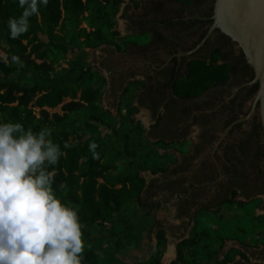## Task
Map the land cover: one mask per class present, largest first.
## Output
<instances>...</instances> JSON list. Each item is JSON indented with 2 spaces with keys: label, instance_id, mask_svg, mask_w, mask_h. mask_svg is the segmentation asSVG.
<instances>
[{
  "label": "rangeland",
  "instance_id": "rangeland-1",
  "mask_svg": "<svg viewBox=\"0 0 264 264\" xmlns=\"http://www.w3.org/2000/svg\"><path fill=\"white\" fill-rule=\"evenodd\" d=\"M98 1L104 6L102 19L94 16L87 0H83L85 9L78 12H68L61 0L60 20L48 27L39 17L41 29H37L36 37L30 35L17 44L9 41L4 27L0 28V58L14 68L9 74L0 68V105L31 110L39 129L47 126L52 135L70 147H88L90 142H95L100 163L107 168L99 183L121 188L134 174L146 184L153 180L172 182L178 180V161L182 157L191 161L188 177L196 183L210 182L212 179L201 177L204 169L196 166L201 154L193 146L202 135L201 130L214 128L215 135L221 133L228 117L227 106L220 109L219 102L206 106L208 118H199L202 127L189 125V140L167 142L168 135L163 140H155L152 128L161 124L163 109L156 119L137 101V96L143 92L142 80L138 73L133 80L131 71H126L128 61L138 54L144 55L143 48H131L130 44L148 40L145 30L153 21L154 0ZM97 34L104 37L106 43L90 45ZM116 70L124 71L119 74ZM237 77L239 75L226 82L229 89L226 98L231 96L232 83ZM55 81L63 83L62 90L66 94L62 102L55 107L37 105L38 99L56 86ZM85 91L97 92L96 116L100 121L90 120V107L82 97ZM215 91L207 90L195 103L202 105ZM6 97L12 101L7 102ZM69 103L82 107L64 110ZM251 103V98L238 101L236 111L248 110ZM170 120V125L176 126L178 121ZM8 121L13 122L6 113L0 112V122ZM164 124L167 126V120ZM251 135L248 124L231 136L233 181L225 174L221 183L204 184L196 192V205L188 209L190 216L187 212L183 218H178V192L160 193L156 197L159 206L148 213L134 203L125 206L116 216L119 225L128 227L118 247L136 250L142 237L148 235L158 248L157 235L163 233L166 244L162 256L158 259L155 255L145 260L146 264H234L243 257L264 264V171L258 169L262 161L244 145ZM208 197L211 200L206 203ZM200 200L205 201L203 206ZM148 220L153 223L150 228L149 223H145ZM108 230L110 227L88 230L82 226L84 251L103 255L106 241L111 237ZM168 254L173 257L168 259ZM260 256L263 258L259 259ZM82 257V264H90Z\"/></svg>",
  "mask_w": 264,
  "mask_h": 264
},
{
  "label": "flooded vegetation",
  "instance_id": "flooded-vegetation-1",
  "mask_svg": "<svg viewBox=\"0 0 264 264\" xmlns=\"http://www.w3.org/2000/svg\"><path fill=\"white\" fill-rule=\"evenodd\" d=\"M214 3L215 0H154L153 21L148 23L149 29L145 30L148 40L142 44L135 41L130 44L131 48L140 47L144 50V55L138 54L133 57L128 61L129 64L126 68V71H131L133 80L137 77L136 73L142 80L143 92L142 94L139 93L137 101L156 119L159 117L160 110L163 109L161 124L152 128V133H155L152 135L156 136L155 140H163L166 135L170 137L167 142L178 143L182 140H189V125L194 123L202 127L198 122L199 118H208L206 106H212L216 102H219L220 109L227 106L225 113L228 117L221 128V133L215 135L214 128L201 130L202 135L198 136V142L193 146L201 154L196 165L204 169L202 171L204 175L201 177L212 180L210 182L201 180L196 183L190 176H187V169L191 167V161L187 157H182L178 161V180L172 181L178 183L177 195L180 197L178 215L181 208L186 207L188 210L191 205H196V192L204 184L221 183L225 174L231 177L230 182L233 181L231 175L235 172L230 174V171L233 170L231 167L234 165L230 156L233 147L229 141L239 127L249 124L250 132L263 134L257 108L250 120L234 125L228 134L222 138L232 123L250 112L256 95L253 94V89L257 84L240 88L243 83L248 82L251 74L254 79V71L235 41L219 29L214 30L207 37L213 24ZM216 51H220L222 54L219 63L227 62L231 65L232 71L229 80L231 81L239 75L232 83L234 90L231 91V96L225 97L229 93L227 83H225L211 87L210 89H216V91L209 94V100L203 101L202 105L195 103V100L202 94L195 98H179L174 93V87L178 85V82L186 79L189 63L193 60L212 62ZM233 57L235 59L232 61ZM123 71L116 70V73L123 74ZM229 98H233V102L229 101ZM246 98H251L252 103L248 110L239 113L236 111L237 102ZM179 101H185L187 104L182 103L180 106ZM191 101L194 103H188ZM201 107L204 108L201 109ZM170 113L173 116L169 117ZM170 119L178 121L176 126H173V123L170 125L169 122L172 121ZM165 120H167V126L164 124ZM218 141L220 143L216 146ZM236 159H238L237 156ZM258 169L264 171L261 168ZM209 200H211L210 197L206 203ZM199 202L202 206L205 204L204 200ZM185 214L183 212V215ZM189 214H191L190 211L187 216H190Z\"/></svg>",
  "mask_w": 264,
  "mask_h": 264
},
{
  "label": "trees",
  "instance_id": "trees-1",
  "mask_svg": "<svg viewBox=\"0 0 264 264\" xmlns=\"http://www.w3.org/2000/svg\"><path fill=\"white\" fill-rule=\"evenodd\" d=\"M186 1V0H184ZM66 10L68 12H78L85 9L83 0H64ZM88 7L92 9L97 19L105 16L98 0H87ZM61 0H48L46 6H40L37 14L29 17L28 31L21 36L11 39L8 35L7 20L9 17H17L22 9L18 7L17 0H0V28L4 27L7 37L11 43L17 44L21 39H28L30 35H37V29H41L39 25V17L45 25L57 23L61 17ZM96 35V34H95ZM106 43V39L101 35L95 37L94 42L90 45L98 46ZM222 54L220 51L215 52L213 61L208 63L202 60H193L188 65L186 79L178 82L174 87V93L179 98L188 99L195 98L203 94L211 87L225 84L231 76V65L227 62L219 63ZM0 68L7 74L14 71V68L5 64L0 58ZM253 80V75L248 81ZM56 86L50 93L42 95L37 105L55 107L62 102L63 96L66 94L62 90L63 83L55 81ZM258 85L254 87L253 94H256ZM97 92L85 91L82 95L83 101L88 103L90 107V120L100 121L96 116L98 111L95 105ZM7 98V97H6ZM8 99V98H7ZM8 99L7 102H11ZM82 107L78 103H69L64 106V110H73V108ZM0 112L6 113L13 122H20L25 128H31L33 131L39 130L35 124V117L31 110L19 109L17 107H4L0 105ZM54 142L61 146L63 155L60 157L57 165L54 166L55 173L53 179V190L56 196L63 203L78 209V216L82 226L88 230L98 226L106 227L110 224V238L119 239L127 233V225L118 224L116 221L117 214L129 204H136L144 213L156 209L158 201L156 197L160 193H169L173 195L178 192V183H166L159 180H153L146 184L145 180L138 174H134L128 179L126 184L121 188L110 186L107 182L99 183L98 179L103 177L106 167L101 165L100 158L94 159L91 152L85 145H74L67 149L63 148V142L54 134L51 136ZM256 159L262 161L258 168L264 170V136L260 133H252L244 144ZM82 160V162H81ZM173 197V196H171ZM186 207L181 208L178 218H183L187 214ZM183 212L186 213L183 215ZM158 252L156 257L159 259L166 244V238L163 233L157 235ZM185 243L180 244L179 252ZM82 255L89 260L90 264H129L122 261L114 250L106 251L103 255L96 254L94 251H83ZM263 257L260 256L259 259ZM135 264H146L144 261ZM234 264H257L243 257V260L236 261Z\"/></svg>",
  "mask_w": 264,
  "mask_h": 264
},
{
  "label": "clouds",
  "instance_id": "clouds-1",
  "mask_svg": "<svg viewBox=\"0 0 264 264\" xmlns=\"http://www.w3.org/2000/svg\"><path fill=\"white\" fill-rule=\"evenodd\" d=\"M17 3L20 15L7 20L11 39L28 31L29 17L48 0ZM51 136L47 126L33 131L20 122H0V264H82L78 209L53 190L54 166L63 153ZM96 148L88 144L94 159Z\"/></svg>",
  "mask_w": 264,
  "mask_h": 264
},
{
  "label": "water",
  "instance_id": "water-1",
  "mask_svg": "<svg viewBox=\"0 0 264 264\" xmlns=\"http://www.w3.org/2000/svg\"><path fill=\"white\" fill-rule=\"evenodd\" d=\"M212 19L213 24L207 37L219 29L238 44L254 71V79L243 83L240 88L258 85L248 115L232 123L222 138L234 125L250 120L257 108L264 136V0H246L242 6L237 5L235 0H215Z\"/></svg>",
  "mask_w": 264,
  "mask_h": 264
},
{
  "label": "crops",
  "instance_id": "crops-1",
  "mask_svg": "<svg viewBox=\"0 0 264 264\" xmlns=\"http://www.w3.org/2000/svg\"><path fill=\"white\" fill-rule=\"evenodd\" d=\"M180 197L178 196V199ZM180 219V218H179ZM182 221V220H181ZM145 223H149L148 228L152 227V224H150L149 220ZM106 227H110V224H107ZM150 237L148 235L143 236L142 240H140L139 244L137 245L136 250L129 249L128 247H118V243L121 241L122 238L119 239H113L108 238L106 241V247L105 250H114L119 258L129 264H135L138 262L145 261L153 256H155L158 252L157 246H154L153 239H149ZM108 245H110V248H107ZM156 248V249H155Z\"/></svg>",
  "mask_w": 264,
  "mask_h": 264
},
{
  "label": "bare ground",
  "instance_id": "bare-ground-1",
  "mask_svg": "<svg viewBox=\"0 0 264 264\" xmlns=\"http://www.w3.org/2000/svg\"><path fill=\"white\" fill-rule=\"evenodd\" d=\"M235 1L237 5L242 6L246 0H235ZM172 257L173 255H170V254L167 255L168 259H171Z\"/></svg>",
  "mask_w": 264,
  "mask_h": 264
}]
</instances>
